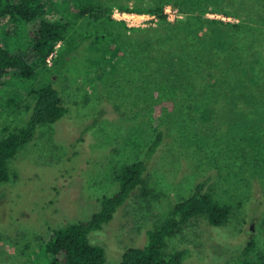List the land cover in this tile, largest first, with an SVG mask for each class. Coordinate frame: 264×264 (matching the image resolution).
<instances>
[{
  "label": "rangeland",
  "instance_id": "1",
  "mask_svg": "<svg viewBox=\"0 0 264 264\" xmlns=\"http://www.w3.org/2000/svg\"><path fill=\"white\" fill-rule=\"evenodd\" d=\"M68 1L63 9L72 11L74 3H87ZM134 1L151 3L129 0V4ZM207 1L165 3L168 21L201 20L193 12L180 11L181 5L188 4L207 7L205 17L236 21L213 11L231 10L234 0ZM256 3L262 9L264 0ZM130 14L135 16L126 17L127 26L147 30L143 36L138 33L137 37L143 38L137 41L129 31L123 34L119 26L111 28L113 34L121 35L126 49L120 63L105 66L97 57L96 51L104 43L95 50H87L91 45L88 39L77 50L66 47H74L83 35L95 30L94 26L84 27L79 19L71 42L60 43L57 63L49 59L50 71L23 84L6 78L10 85L0 92V139L26 121L31 107L26 92L40 79L52 81L68 112L54 123L39 124L34 138L8 161L9 179L0 183V264L40 262L42 241L51 230L87 219L95 212L98 198L118 189L115 170L145 158L153 128L162 121L159 127H166L165 138L147 161L144 184L131 192L111 221L88 234L91 244L104 249L102 264H118L127 247H142L147 231L165 220L173 204L190 194L202 179H207L217 199L230 205V217L220 226L210 225L203 218L188 220L166 239L164 253L184 249L182 264H237L247 254L253 259L264 256V115L255 110L249 113L244 105L238 106L244 115H235L230 122L226 115L213 118L211 113L204 115L198 110L199 115H169L180 109L170 98H160L163 91L155 84L162 78L160 72L133 76L125 72L131 64V51L139 50L138 55L145 56L148 38L162 31L156 20L146 19L148 14ZM48 16L56 18L58 13L51 8ZM109 28L103 23L102 29ZM214 33L219 32H210L208 44L215 42ZM0 38L3 45L12 47L24 43L23 33L9 19H0ZM116 52L112 50L113 55ZM172 55L177 57L181 51L173 49ZM139 66L147 69L146 62ZM234 70L248 75L242 66ZM249 79L257 80L255 75ZM210 80L213 85L215 80ZM145 89L153 91L155 97L145 96ZM9 97L16 98L19 105H6ZM148 104L155 115H150ZM248 242L252 248L244 254Z\"/></svg>",
  "mask_w": 264,
  "mask_h": 264
},
{
  "label": "trees",
  "instance_id": "2",
  "mask_svg": "<svg viewBox=\"0 0 264 264\" xmlns=\"http://www.w3.org/2000/svg\"><path fill=\"white\" fill-rule=\"evenodd\" d=\"M216 1L208 0L207 4ZM67 3L68 0H60L59 3L57 0H0V19H9L23 33L24 42L21 47H12L3 45L0 38V92L10 83L7 77L18 79L23 84L50 71L48 59L53 58V64L57 63L61 57L60 43L65 45L71 42L73 27L79 19L84 27L94 26L95 30L83 35L74 47H70V44L66 47L77 50L79 44L88 39L91 45L86 47L87 50H95L104 43L99 52L96 51L97 57L102 59L105 66L120 63L126 49L120 40L121 35L113 34L111 28L119 26L123 34L129 31V36L138 38L137 41L143 38L139 39L138 33L143 36L147 29L127 26L124 21L113 19L111 14L116 8L120 12L154 15L162 29L158 36L146 41L149 52L145 56H139V50L131 51L133 57L125 72L131 76L160 72L162 78L155 82L157 90L163 91L160 98H170L180 109L169 115H199L200 111L204 115L211 113L213 118L226 115L227 121H232L235 115H244L240 113V105L248 106L245 110L249 113L255 110L264 115V5L262 9L259 8L256 0H234L231 10L213 8L214 12L235 18L236 21L205 17L208 8L204 5H181L182 13L193 12L202 18L190 23L185 20L168 21L164 5L171 3V0H151L147 5L135 1L129 4V0H87V3H74L73 11L67 6L68 9H63ZM51 8L58 13V17L48 16ZM103 23L110 28L102 29ZM210 32L219 33H214L215 42L208 44ZM5 36L10 37V34ZM113 49L117 51L114 55ZM173 49H179L181 55H172ZM145 62L147 69L142 70L139 65ZM240 66L247 71V76L234 70ZM254 75L262 82H251L249 76ZM210 78L215 80L213 85ZM28 90L27 97L31 98L28 118L23 124L8 130L0 139V183L9 179L8 161L34 138L37 126L54 123L68 112L52 81L40 79ZM144 94L149 99L155 97L149 89H145ZM15 99L9 97L5 104L17 107L19 102ZM150 105V115H155ZM159 126L153 128V138L147 146L145 158L122 164L115 170L118 189L110 195L99 197L95 212L87 219L51 230L49 237L42 241V260H38L37 264L104 262V249L91 244L88 234L111 221L131 192L144 184L147 161L165 138L166 127ZM230 215V205L217 199L207 179H202L190 194L173 204L165 220L147 231V239L142 247H127L123 251L118 264H182L186 251L177 249L165 254L163 248L166 239L190 219L203 218L210 225L220 226ZM251 248L252 243L248 242L244 254ZM237 264H264V256L253 259L247 254Z\"/></svg>",
  "mask_w": 264,
  "mask_h": 264
},
{
  "label": "built area",
  "instance_id": "3",
  "mask_svg": "<svg viewBox=\"0 0 264 264\" xmlns=\"http://www.w3.org/2000/svg\"><path fill=\"white\" fill-rule=\"evenodd\" d=\"M164 12L167 14L169 12V9L165 8L164 9ZM134 17L135 14H130V13H126V12H120L118 11L116 8L113 9V12H112V17L117 19V20H123V21H126V17ZM147 18H152L153 20H156V17L154 15H149L146 17ZM168 18V16H167ZM127 24V23H126ZM129 25V24H127ZM48 62H49V59H48Z\"/></svg>",
  "mask_w": 264,
  "mask_h": 264
}]
</instances>
